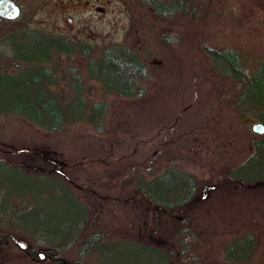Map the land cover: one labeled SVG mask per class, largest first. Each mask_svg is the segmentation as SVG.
Wrapping results in <instances>:
<instances>
[{
    "label": "rangeland",
    "instance_id": "obj_1",
    "mask_svg": "<svg viewBox=\"0 0 264 264\" xmlns=\"http://www.w3.org/2000/svg\"><path fill=\"white\" fill-rule=\"evenodd\" d=\"M17 1L22 13L1 23L4 30L29 27L65 34L86 46V54L78 50L54 60L62 66L51 85L57 92L71 90V78L62 70L72 65L85 71L88 55H99L112 43L138 49L151 65L152 80L142 98L107 95L100 81L85 80L91 102L110 105L104 133L87 121L52 132L18 115L3 116L0 159L24 162L26 169L1 164L0 186L24 192L34 203L21 211L1 199L0 212L8 221L36 236L61 231L63 246L85 215L79 198L88 207L89 221L77 241L94 232L102 241L86 264L164 262L163 252L149 246L175 249L167 264H264V182L246 186L237 169L264 138V131L254 129L263 123L257 113L240 110L236 102L238 97L249 100L258 109L251 100L256 86L243 90L242 82L216 74L205 50L207 43L238 49L252 75L264 61V0H191L192 10L174 18L157 16L141 0ZM170 166L197 180L199 199L184 214L154 207L131 184L140 173L150 179ZM172 170L146 186L162 200L171 190L185 188L186 199L194 184L165 181L174 178ZM24 201L13 199L22 207ZM181 228L187 229L178 233ZM10 244L11 238L0 250V264L47 259L28 257L17 247L25 249ZM77 250L78 245L65 251L68 263Z\"/></svg>",
    "mask_w": 264,
    "mask_h": 264
},
{
    "label": "trees",
    "instance_id": "obj_2",
    "mask_svg": "<svg viewBox=\"0 0 264 264\" xmlns=\"http://www.w3.org/2000/svg\"><path fill=\"white\" fill-rule=\"evenodd\" d=\"M141 1L151 6L155 14L163 18H174L180 13L192 10L191 0ZM9 20L15 21V19L0 16V59H2V64L0 63V119L5 115H18L52 132H63L69 125L87 121L98 133H104L110 105L105 100L91 102L84 89L87 78L100 81L103 91L107 95L115 94L129 98H142L147 95V84L152 80L151 65L145 61L138 49L122 43L109 44L99 55H88L85 71L82 66L68 65L62 71L66 73V75L63 74L64 77L71 78L69 82L71 90L61 89V92H57L51 85L54 81H58L55 74L59 69H62V66L60 62L54 60L60 54L72 55L78 50L86 54V46H81L77 40L65 34H54L29 27L4 30L2 24L4 21ZM205 50L209 56L211 68L216 74L242 82L244 84L243 90L248 86H256V91L253 92L255 95L251 96V100L252 102L255 100L258 109L249 106V100L243 101L238 97L236 102L240 110L257 113L258 118L264 123V61L250 75L246 70L243 55L238 49L231 46L218 47L207 43ZM64 102H66L65 106ZM262 149H264V138L255 142L253 155L237 166L239 178L243 179L246 186H248V183L261 184L264 182V155H262ZM1 164L13 168H17L19 164L26 169L24 162L12 163L6 158L0 159V168ZM29 166L34 167L35 170L39 167L33 164H29ZM172 169L176 171V173H173L174 178L165 181L184 182L187 179L194 184V191L186 199H183L186 194L185 188L178 192L171 190L168 200H162L146 186V184L169 176L170 172L173 171ZM241 169H243V172H240ZM258 169L260 173L256 175ZM131 184L135 185L139 193L154 207L168 209L172 212L178 211L184 214L185 209L194 205L199 199V190L194 174L174 166L166 168L164 172L150 179L140 173L136 179H131ZM0 191V200L6 199L11 202L16 210L22 211L34 205V203L26 200L24 192L19 193L10 186L2 184ZM14 198L25 200L26 205L22 207L21 204L14 203ZM77 201L85 208V215L76 223L77 229L69 236V240L66 241L69 243L66 245L60 246L58 243V241L60 243L64 241L63 232L58 231L53 235L49 233L47 236H36L31 233L27 226H17V223L8 221V216L4 212H0V234L11 232L17 237L30 241L29 238L32 237L34 240L33 243L30 242L31 244L40 248H48L50 251L54 250L63 259H66L65 251L72 250L78 245L77 254L70 261L74 264H86L91 251L96 249L98 252V244L102 242L101 233L94 232L88 238L82 240L83 242L77 241L87 229L89 221L87 205L79 198ZM186 229L181 228L178 233L185 232ZM253 237L252 235V239ZM13 242L15 245L16 242L14 240ZM10 245L9 248H14L13 244ZM149 247L151 250L163 252L165 258L164 262L156 263L154 261L153 264H167L171 255L175 254L176 251L175 249L164 251L157 246ZM182 248H184V244ZM17 249L23 252L22 254H27L18 247ZM0 250H6V247L3 246ZM27 256L31 257L28 254ZM230 259L234 260V258ZM41 264L62 263L47 258Z\"/></svg>",
    "mask_w": 264,
    "mask_h": 264
},
{
    "label": "water",
    "instance_id": "obj_3",
    "mask_svg": "<svg viewBox=\"0 0 264 264\" xmlns=\"http://www.w3.org/2000/svg\"><path fill=\"white\" fill-rule=\"evenodd\" d=\"M22 13V6L17 0H0V16L7 19H17ZM254 129L258 132L264 131V124L257 123L254 125ZM11 238L23 249H27L28 242L24 239L17 237L14 234L10 235ZM6 238V236H5ZM39 256L45 257V252L40 251Z\"/></svg>",
    "mask_w": 264,
    "mask_h": 264
},
{
    "label": "flooded vegetation",
    "instance_id": "obj_4",
    "mask_svg": "<svg viewBox=\"0 0 264 264\" xmlns=\"http://www.w3.org/2000/svg\"><path fill=\"white\" fill-rule=\"evenodd\" d=\"M11 234H13V233L9 232V233H5V234H0V249L4 246V244L8 241V239L11 238V236H10ZM5 236H6V238H5ZM39 249H40L39 247H36L33 244L29 243L28 247H27V249H25V251L27 252V254L29 256H32L33 258H35V256L39 255V252L41 251ZM43 250L45 252L44 258L54 259L57 262L61 261L62 264H74L73 262L68 263V261H66L62 257H59L58 254H56V251H54V250L50 251L48 248H43Z\"/></svg>",
    "mask_w": 264,
    "mask_h": 264
}]
</instances>
